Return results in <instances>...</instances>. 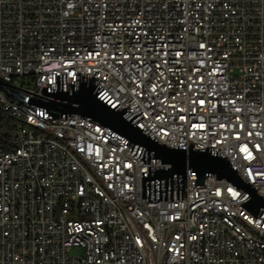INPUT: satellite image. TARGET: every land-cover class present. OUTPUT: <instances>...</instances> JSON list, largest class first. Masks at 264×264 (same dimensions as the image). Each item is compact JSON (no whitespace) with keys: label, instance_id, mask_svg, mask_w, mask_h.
I'll return each instance as SVG.
<instances>
[{"label":"built area","instance_id":"2783aa9c","mask_svg":"<svg viewBox=\"0 0 264 264\" xmlns=\"http://www.w3.org/2000/svg\"><path fill=\"white\" fill-rule=\"evenodd\" d=\"M3 75L35 101L90 82L152 139L227 159L264 198V0H0ZM16 102L54 139L16 123L0 147V264H264V211L241 189L190 171L143 187L163 167L144 147Z\"/></svg>","mask_w":264,"mask_h":264},{"label":"water","instance_id":"95a60500","mask_svg":"<svg viewBox=\"0 0 264 264\" xmlns=\"http://www.w3.org/2000/svg\"><path fill=\"white\" fill-rule=\"evenodd\" d=\"M18 89L20 90L0 78V91L15 101L29 102L31 105L44 108L55 119L67 116L91 119L125 137L132 144L144 147L163 167H156L150 174H146L143 170V187L148 182L167 181L174 176H180L183 182H186L190 171L196 174L198 185H204L208 176L226 180L249 195L250 199L245 203V207L251 214L257 216L264 211V198L237 174L227 159L213 155L209 150L174 149L155 141L132 121H127L123 117V112L111 109L102 102L98 98L95 85L90 82H81L78 86L72 84L69 91L59 88L48 93L45 90V95L51 97L47 101L29 100Z\"/></svg>","mask_w":264,"mask_h":264},{"label":"bare ground","instance_id":"6f19581e","mask_svg":"<svg viewBox=\"0 0 264 264\" xmlns=\"http://www.w3.org/2000/svg\"><path fill=\"white\" fill-rule=\"evenodd\" d=\"M3 79L19 88L18 78L12 75H3ZM0 103L4 105L5 109H8V112L16 115V120H18L17 123L20 124V129H24V131H27L30 135H36L45 139H54V132L39 129V126L36 125V123H38V112H31L28 117L25 108L17 105V102L9 98L6 94H0ZM220 181H222L223 186H231V183L226 180ZM222 220H230V213H222ZM112 254H120V246H112Z\"/></svg>","mask_w":264,"mask_h":264},{"label":"trees","instance_id":"16d2710c","mask_svg":"<svg viewBox=\"0 0 264 264\" xmlns=\"http://www.w3.org/2000/svg\"><path fill=\"white\" fill-rule=\"evenodd\" d=\"M18 122L15 119L9 117L8 115L1 116V126H0V147H7V139L10 135L11 129Z\"/></svg>","mask_w":264,"mask_h":264},{"label":"snow or ice","instance_id":"6c2138e0","mask_svg":"<svg viewBox=\"0 0 264 264\" xmlns=\"http://www.w3.org/2000/svg\"><path fill=\"white\" fill-rule=\"evenodd\" d=\"M201 104L203 103V101L200 102Z\"/></svg>","mask_w":264,"mask_h":264}]
</instances>
